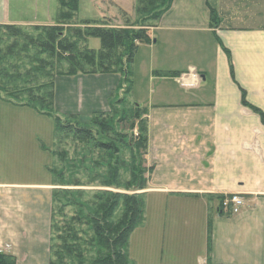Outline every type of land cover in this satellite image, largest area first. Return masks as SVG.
Segmentation results:
<instances>
[{
    "label": "crops",
    "instance_id": "crops-1",
    "mask_svg": "<svg viewBox=\"0 0 264 264\" xmlns=\"http://www.w3.org/2000/svg\"><path fill=\"white\" fill-rule=\"evenodd\" d=\"M211 10L220 20L215 29ZM56 19L57 0H0V25L53 26ZM201 33L210 46L200 42ZM150 37L133 64V80L144 75L156 82V97L136 103L147 110L151 171L130 260L264 264V0H174ZM191 72L201 77L195 86ZM121 84L115 74L59 77L55 112L88 124L110 111L114 96L122 99ZM243 91L261 114L243 105ZM30 111L0 101V252L17 264H50L52 155L43 146L55 128H48L47 142V126H33ZM25 153L34 157L32 171L20 158ZM15 157L22 164L10 166ZM234 194L245 199L237 215L219 200Z\"/></svg>",
    "mask_w": 264,
    "mask_h": 264
},
{
    "label": "trees",
    "instance_id": "trees-1",
    "mask_svg": "<svg viewBox=\"0 0 264 264\" xmlns=\"http://www.w3.org/2000/svg\"><path fill=\"white\" fill-rule=\"evenodd\" d=\"M57 19L53 26H31L29 28L38 36H25L24 27L13 25H0V53L3 51L1 43L5 37L18 41L25 38L28 42L25 46L35 48L39 55L45 56L41 64H45L48 69L55 64H68V70L61 76L78 75H120L122 84L119 93L125 92L129 95L132 91L133 64L140 45H148L152 42L147 28L142 26L138 30H133L132 26L111 27L104 21L85 20L77 24V17L80 11V0H57ZM174 0H136L135 12L138 16H147L151 21L159 22L161 18L171 9ZM220 23L217 12L211 10V27L217 28ZM157 26V25H156ZM99 40L100 48L89 47L90 40ZM26 49V48H25ZM230 63V53L227 51ZM39 59V57H38ZM3 60V59H2ZM39 63V60L36 61ZM233 76V66L231 65ZM5 77L6 74H5ZM52 84V85H51ZM51 84H42L33 87L27 94L28 98L23 104H17L18 98L15 95L8 101L13 106L29 108L41 116L53 120L55 136L60 138L62 134L72 136L85 145H92L96 150L106 155L109 160L120 156V153L129 151H141L145 156L148 150V127L147 121L144 127H140L137 136L120 133L116 129L118 124L125 120L113 119L116 112V104L122 99L117 96L110 102V111L94 115L88 124H82L77 117L62 118L55 112L54 89L55 80ZM50 86L52 92L46 96V89ZM45 90V91H42ZM0 94L2 92L0 91ZM38 94V95H36ZM242 103L251 108L256 113L260 111L250 106L246 101L245 92L242 93ZM137 111L147 110L141 106H136ZM136 120L139 119L138 113ZM133 124V128L136 126ZM131 128V129H133ZM43 149L48 151L45 146ZM56 158L57 156L53 154ZM116 163V162H115ZM146 163V161H145ZM110 169L115 176V171L110 165ZM151 170L149 169L148 172ZM52 176H56L51 170ZM61 177L64 173L62 172ZM147 181L143 182L137 189L144 191L147 188ZM53 211L51 218V261L50 264H69V261H77V264H85L89 245L95 257L90 264H133L128 254V245L132 233L139 227L145 219L146 203L139 201L138 196L124 197V212L122 218L117 223H112L114 209L118 206L117 197L106 198L100 201L93 210L85 214L82 210H77L70 220L62 221L63 226L60 231L55 227L56 223V202L60 194L54 192ZM65 197L64 199H67ZM119 197L118 199H121ZM220 205L224 197H220ZM76 207L74 201L67 199L64 207ZM63 212V210H61ZM82 227L92 232L90 241L84 239L85 231ZM80 228V229H79ZM60 231V235L56 236ZM86 247V248H85ZM84 248V249H83ZM93 253V255H94ZM16 258L10 254L0 252V264H17Z\"/></svg>",
    "mask_w": 264,
    "mask_h": 264
},
{
    "label": "rangeland",
    "instance_id": "rangeland-1",
    "mask_svg": "<svg viewBox=\"0 0 264 264\" xmlns=\"http://www.w3.org/2000/svg\"><path fill=\"white\" fill-rule=\"evenodd\" d=\"M257 3H254V7H257V9L261 8V1ZM135 4L136 0H80V11L76 21L77 24H81L85 20L104 21L111 27H125L129 25L132 26L133 30H138V28L144 26L147 28L149 34L152 33V30L156 28L158 22L151 21L147 16H138L135 12ZM24 34L25 36H38L29 27H24ZM197 36L201 43L210 46L204 34L201 33ZM27 42L25 38H20L18 41H15L13 38L5 37V41L1 43L3 51L0 53V91L2 92L0 94V101L6 104H10L6 100H10L15 95L19 99L16 103L18 105L23 104V102L27 101L29 95L27 93L30 89L42 84H51L57 78L63 77L61 75L68 70L69 66L67 63L55 64L53 68L48 69L45 64H41L40 62L42 59L44 60L45 56L39 55L38 51L33 47L29 46L27 48L25 46ZM100 45L99 40L92 39L89 41V47L92 49H99ZM38 60L39 63H36ZM132 70L134 71L135 68L133 67ZM137 71L139 72L138 69ZM5 74L7 77H5ZM139 74L142 73L139 72ZM144 77V75H141L135 81L132 78V83L137 86L135 92L132 91L129 95L122 92V102L116 104V112L113 119L125 120V122L123 121V123L118 124L116 127L120 133L137 136L140 127L142 128L146 124V111H137L136 103H139V99L155 100L156 95L153 92H156V87L154 86L156 82L154 84L150 82L149 84V79L147 81ZM13 92L15 95H13ZM51 92L52 89L49 86L46 89V96L49 97ZM2 99L6 100L3 101ZM30 112V123L33 126H36L35 124L38 121H40V124L47 126V129L44 127L47 134L45 132L43 136L46 134V140L48 142L50 140L48 128L54 123L53 120L41 116L33 110ZM137 113L139 119L136 120L135 116ZM135 122L137 123L133 128ZM45 148L52 155L51 160L49 161L48 159L49 164L47 170L50 173L53 170L56 174V176L52 177V187L54 189L53 198L54 192L60 193L57 196L55 210V227L57 229L60 227V231L63 226L62 221L65 219L70 220L74 214H77V210H82L85 214L89 210H93L101 200L105 201L106 198H112L111 196L117 197L116 201L118 202V206L115 207L111 219L112 223H117L122 218L125 196L134 197L136 195L139 201L142 202L145 200L146 190L140 191L137 189L143 182L147 181V185L149 182L150 172H148L149 168L144 161L143 152L135 151L130 153L129 151H125L120 153V156L114 157V160H109L106 155L96 150L92 145H85L65 133L62 134L61 138L58 135L54 136L52 142L46 143ZM15 149L17 153L18 147L15 146ZM53 154L57 157L55 158ZM30 156V154L25 153L20 158L25 162L24 168L32 171L33 167L31 168V166L35 165V163H28ZM16 158L13 160L14 163H11V159H9L8 164L10 166L11 164L21 165L22 163L18 162ZM32 158L34 157L31 156ZM110 165L115 171V176H113ZM62 172L64 173L63 177L59 175ZM65 197L74 201L76 207H64V204L67 202V199H64ZM119 197L122 198L118 199ZM82 230L85 231L84 239L90 241L92 239V232L85 227H82ZM60 231L56 236L60 235ZM91 245L86 249L88 250V254L85 264H90L95 257V253L93 252L94 255L92 253ZM69 264H77V261H69Z\"/></svg>",
    "mask_w": 264,
    "mask_h": 264
},
{
    "label": "built area",
    "instance_id": "built-area-1",
    "mask_svg": "<svg viewBox=\"0 0 264 264\" xmlns=\"http://www.w3.org/2000/svg\"><path fill=\"white\" fill-rule=\"evenodd\" d=\"M190 76L193 79L194 86H195L196 82H200V77L197 74L191 72ZM185 78H187V77L183 76L181 78V81L184 85H186L184 82ZM244 206H245V199L243 198V196L237 195V194L224 196L222 209L224 211L229 212L231 215L239 214L240 211L244 208Z\"/></svg>",
    "mask_w": 264,
    "mask_h": 264
},
{
    "label": "water",
    "instance_id": "water-1",
    "mask_svg": "<svg viewBox=\"0 0 264 264\" xmlns=\"http://www.w3.org/2000/svg\"><path fill=\"white\" fill-rule=\"evenodd\" d=\"M204 79V78H203Z\"/></svg>",
    "mask_w": 264,
    "mask_h": 264
}]
</instances>
